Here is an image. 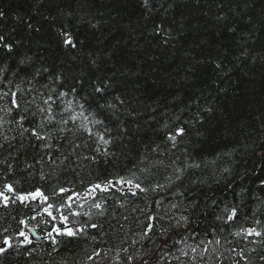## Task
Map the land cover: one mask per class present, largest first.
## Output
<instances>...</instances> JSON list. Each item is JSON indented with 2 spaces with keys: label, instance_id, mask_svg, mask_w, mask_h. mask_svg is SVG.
I'll return each mask as SVG.
<instances>
[{
  "label": "trees",
  "instance_id": "obj_1",
  "mask_svg": "<svg viewBox=\"0 0 264 264\" xmlns=\"http://www.w3.org/2000/svg\"><path fill=\"white\" fill-rule=\"evenodd\" d=\"M0 12V264H264V0Z\"/></svg>",
  "mask_w": 264,
  "mask_h": 264
},
{
  "label": "snow or ice",
  "instance_id": "obj_2",
  "mask_svg": "<svg viewBox=\"0 0 264 264\" xmlns=\"http://www.w3.org/2000/svg\"><path fill=\"white\" fill-rule=\"evenodd\" d=\"M144 3H145V5L147 6V4H148V0H144ZM0 16H3V13H2V12H0ZM62 36H63V43L65 44V46H70L71 48H76V47H77V43H78V41H75V40H74V37H73V35H72L70 32H69V33H62ZM0 40H3V37H0ZM5 47H7L9 51H11V45H5ZM96 91H97V92H103V91H104V88H102V87H97V88H96ZM13 103L15 104L16 101L13 100ZM45 103H48V101H45ZM70 103H71V102H69V105H70ZM17 106H18V105H17ZM80 107L83 108V105H81ZM66 110H68V109H66ZM42 111H45V110H42ZM46 111H48V112L50 113V112H51V109L49 108V109H47ZM77 116H81V117H83V112H80V113H78V114H76V115L71 116V119H72L73 121H75V120L77 119ZM48 119L51 120V119H52V116L49 115ZM87 119H88L87 117H84V120H87ZM65 122H66V121H65ZM86 130L89 131V132L91 131L90 129H87V128H86ZM183 133H184V129H183V128L178 129L177 134H179V135H183ZM35 134H37V133L34 132V135H35ZM38 138H41V137H38ZM100 139H101L105 144L110 143V141H108V140H104V138H103L102 136L100 137ZM170 139H172L173 141H175V136L170 137ZM127 183H128V184H132V181L129 180V181H127ZM96 187H100V186H99V185H96ZM135 187H136V188H140V185H139V184H136ZM6 188H7V190H8L9 192H11V191L13 190L12 187H11L10 185H6ZM141 190L143 191L144 189H141ZM61 191L63 192L64 190L61 189ZM0 196H3V193H0ZM30 196H31L32 199H35L36 196H40L41 200L44 201V202H47V200H48V197L44 196V195H43L42 193H40L39 191H37L36 193H32V194H30ZM4 199H5V203H7V199H8V198H7V197H4ZM18 199H20L21 202H23L24 200L28 199V197H27V196H19ZM52 207H53V206H52L51 204H49V205L47 206V208H45V211L47 212V214H48L49 216H52V212L49 211V209H51ZM95 207L100 208L101 206H100V204H96ZM75 214H78V213H74V215H75ZM234 215H235V211L233 210V212H232V216H234ZM229 218L231 219V216H230ZM61 219L64 220V221L66 222L67 219H68V217H67V216H62ZM21 223H25V222L22 221ZM93 227H95V225H93ZM55 231H56L58 234H60V235H64V236H68V237H74V236L77 234V231H79V230H78V229H77V230H74V229H72V228H67V227H66V228L63 229V230H62L61 228H55ZM249 231L252 232V231H255V230H249ZM20 235H21V236H24L25 240H28V237L25 236V234H24L23 232H21ZM256 235H260V233H256ZM49 236H51V233H49ZM29 242H30V241H29ZM5 243H6V244L9 243V241L6 239V240H5ZM0 252H3V249H0Z\"/></svg>",
  "mask_w": 264,
  "mask_h": 264
},
{
  "label": "water",
  "instance_id": "obj_3",
  "mask_svg": "<svg viewBox=\"0 0 264 264\" xmlns=\"http://www.w3.org/2000/svg\"><path fill=\"white\" fill-rule=\"evenodd\" d=\"M24 233L29 236L30 240L33 242V243H40L42 241V237L39 236L35 229L30 227V226H25L24 228Z\"/></svg>",
  "mask_w": 264,
  "mask_h": 264
}]
</instances>
